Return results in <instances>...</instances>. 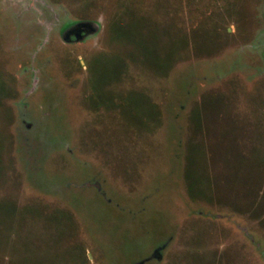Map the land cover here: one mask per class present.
Returning a JSON list of instances; mask_svg holds the SVG:
<instances>
[{
  "label": "rangeland",
  "instance_id": "rangeland-1",
  "mask_svg": "<svg viewBox=\"0 0 264 264\" xmlns=\"http://www.w3.org/2000/svg\"><path fill=\"white\" fill-rule=\"evenodd\" d=\"M56 6L0 1V264H264V0Z\"/></svg>",
  "mask_w": 264,
  "mask_h": 264
},
{
  "label": "flooded vegetation",
  "instance_id": "flooded-vegetation-1",
  "mask_svg": "<svg viewBox=\"0 0 264 264\" xmlns=\"http://www.w3.org/2000/svg\"><path fill=\"white\" fill-rule=\"evenodd\" d=\"M1 2H5L7 4L9 1L12 5L20 6L22 9H27L32 14L34 21L37 24L41 23L44 18L49 22L56 23L57 20V6L58 4H65L67 5L68 0H0ZM2 4V3H1ZM71 15V12L66 9L65 20L63 23H60L61 27V38L64 39L67 43L72 42H81L84 41L85 38L92 36L96 32V28L90 22H87V19L72 23L66 22L67 16ZM62 17V19H63ZM61 19V20H62ZM72 20V19H69ZM157 254V253H156ZM157 257V255H156Z\"/></svg>",
  "mask_w": 264,
  "mask_h": 264
}]
</instances>
